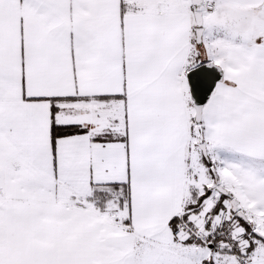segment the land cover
Returning a JSON list of instances; mask_svg holds the SVG:
<instances>
[{"label": "snow or ice", "instance_id": "1", "mask_svg": "<svg viewBox=\"0 0 264 264\" xmlns=\"http://www.w3.org/2000/svg\"><path fill=\"white\" fill-rule=\"evenodd\" d=\"M0 264H264V0H0Z\"/></svg>", "mask_w": 264, "mask_h": 264}]
</instances>
